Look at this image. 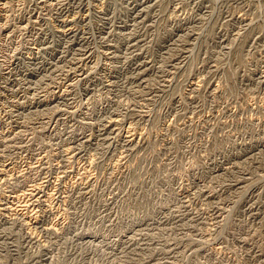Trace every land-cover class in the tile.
<instances>
[{
    "label": "rangeland",
    "instance_id": "1",
    "mask_svg": "<svg viewBox=\"0 0 264 264\" xmlns=\"http://www.w3.org/2000/svg\"><path fill=\"white\" fill-rule=\"evenodd\" d=\"M0 264H264V0H0Z\"/></svg>",
    "mask_w": 264,
    "mask_h": 264
}]
</instances>
